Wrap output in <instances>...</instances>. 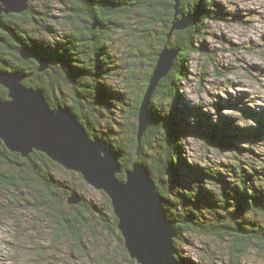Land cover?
<instances>
[{"label": "trees", "instance_id": "1", "mask_svg": "<svg viewBox=\"0 0 264 264\" xmlns=\"http://www.w3.org/2000/svg\"><path fill=\"white\" fill-rule=\"evenodd\" d=\"M57 1L63 4L62 11L66 13L60 20L64 25L61 34L54 30L49 20L43 19L45 16L54 20V16L34 11L29 2L28 8L17 15L2 12L0 71L20 72L26 86L42 89L50 106L67 107L89 136L105 140L119 155L122 171L117 177L120 180L125 178V171L133 162L143 163L162 198L166 217L175 222L174 244L188 232L217 238L226 242L230 264L245 256L251 245H260L264 252V160L260 163L261 176L252 166H249L252 172L248 170L244 175L242 169H227L233 167L228 165L224 170L231 179L227 181L222 180L220 170L207 171L183 155V142L189 135L201 139L217 152L225 149L235 152L237 139L255 142L264 139V109L260 112L247 109L245 114L250 116L252 123L239 125L244 119L242 116L237 120L220 114L217 121H207L203 119L205 113L201 105L185 110L179 104L186 63L199 49L196 41L202 37L204 21L213 17L211 12L216 9L210 7H217L218 3L215 0H178L177 18L190 15L191 24L185 30L169 33L175 12L171 0ZM128 23L133 25L128 26ZM118 30L132 32L140 43L146 39L155 40L157 47L146 74L138 79L135 69H128L121 89L116 90L103 80L111 79L109 75L114 69L118 75L117 69L123 67L115 62L113 52L112 36ZM164 45L178 49L177 56L151 95L149 124L136 154L138 108L157 54ZM143 48L137 47L140 54L144 53ZM21 51L30 57L24 60ZM40 58L51 61L41 72L37 70ZM6 98L7 89L0 84V99ZM119 107L122 108L118 112L127 111L132 119L120 122L109 117L110 121L102 115L103 110L112 114V108ZM190 113L196 116L194 122L187 120ZM100 119L105 120L104 126ZM50 166L62 169L43 152L33 150L22 157L10 152L0 141V189L34 186L43 197L44 210L53 225L54 240L65 238L73 251H79L86 241L97 239L101 229L116 236L123 246L109 197L100 191L104 198L102 204L83 195L78 203L69 204L67 198L75 187L57 180ZM214 174H220L218 180L222 184L214 183ZM77 176L81 179L80 174ZM122 249L128 258L125 248ZM176 249V258L181 264H215L208 258L195 262Z\"/></svg>", "mask_w": 264, "mask_h": 264}, {"label": "rangeland", "instance_id": "2", "mask_svg": "<svg viewBox=\"0 0 264 264\" xmlns=\"http://www.w3.org/2000/svg\"><path fill=\"white\" fill-rule=\"evenodd\" d=\"M215 1L218 6L210 7L216 9L211 12L213 17L204 21L202 37L196 41L199 49L189 56L186 63V76L180 83L182 90L179 104L185 110L201 105V110L206 116L203 115V119L207 121H217L221 114L237 120L242 116L244 119L239 125H250V116L245 114L247 109L254 112L264 109V0ZM28 2L34 11L40 10L44 15L47 13L54 16V20L45 16L43 19L51 21L48 23L58 34L63 33L64 25L60 24V20H63L62 16L66 13L62 11L61 2ZM56 19L59 21H55ZM134 35L128 30H118L112 36V42L115 44V62L123 67L117 69L118 75H115L114 69L109 75L111 79L105 78L103 81L116 90L121 89L128 69H135L138 79L146 74L157 47L155 40L146 39L140 43ZM139 46L144 47L143 54L138 52ZM122 107L112 108V114L103 110L102 115H106L104 118L110 121L112 119L109 117L120 122L123 119L131 120L132 117H128L127 111L118 112ZM195 117V114L190 113L187 120L194 122ZM102 119L100 122L104 126L105 120ZM263 140H258L257 143L250 139H237V148L234 150H238L235 152L226 149L217 152L201 139L189 135L183 142V155L189 162L196 163L207 171L215 173L216 169L220 170L223 173L222 180L231 179L224 170L228 165L233 167L227 169H242L244 175L248 170L252 172L253 169L249 168L252 166L259 170L258 175L261 176L263 170L260 163L264 160ZM50 171L57 180L71 183L80 195L96 204H102L104 198L101 190L89 185L79 172L52 166ZM77 174L81 175V179ZM219 175L214 174L216 184H222L218 180ZM42 202L43 197L34 186L20 185L10 190L0 189V264L137 263L134 259V262L129 261V255L125 258V251L122 249L124 241L122 246L116 236L109 235L100 228L97 239L86 241L79 251H73L65 238L54 240L56 237L53 225ZM174 245L183 257L195 262L199 261V258H208L215 264H230L226 256L227 244L217 238L188 232L176 239ZM235 264H264V252L261 251L260 245H251L246 255Z\"/></svg>", "mask_w": 264, "mask_h": 264}, {"label": "water", "instance_id": "3", "mask_svg": "<svg viewBox=\"0 0 264 264\" xmlns=\"http://www.w3.org/2000/svg\"><path fill=\"white\" fill-rule=\"evenodd\" d=\"M30 0H0L1 14L22 13ZM170 32L185 30L190 15L177 18V0ZM169 34L167 35V37ZM178 49L164 45L157 59L145 93L138 108L137 151L139 142L149 124L150 98L159 81L171 69ZM26 60L30 55L21 51ZM49 59H38L39 72L49 67ZM18 71H0V84L7 89V98L0 99V141L11 152L27 157L33 150L45 153L63 168L79 172L83 179L110 199L117 218L124 247L138 264H181L174 245L175 222L166 217L162 198L143 163L135 161L125 171V178L117 177L122 171L118 153L100 137H91L84 126L62 105L50 106L42 89L28 87ZM74 190L67 198L69 204L80 201ZM264 237V232H263Z\"/></svg>", "mask_w": 264, "mask_h": 264}, {"label": "bare ground", "instance_id": "4", "mask_svg": "<svg viewBox=\"0 0 264 264\" xmlns=\"http://www.w3.org/2000/svg\"><path fill=\"white\" fill-rule=\"evenodd\" d=\"M178 1V0H177ZM174 5H175V3H174ZM6 14V13H5ZM187 16V15H186ZM182 17H184V16H182ZM190 19H191V17H190ZM190 24H191V21H190ZM190 26V25H189ZM188 26V27H189ZM187 29V28H186ZM83 125V124H82ZM85 128V127H84ZM86 130V129H85ZM87 132V131H86ZM88 133V132H87ZM102 139V138H101Z\"/></svg>", "mask_w": 264, "mask_h": 264}, {"label": "flooded vegetation", "instance_id": "5", "mask_svg": "<svg viewBox=\"0 0 264 264\" xmlns=\"http://www.w3.org/2000/svg\"><path fill=\"white\" fill-rule=\"evenodd\" d=\"M53 107V106H52Z\"/></svg>", "mask_w": 264, "mask_h": 264}]
</instances>
